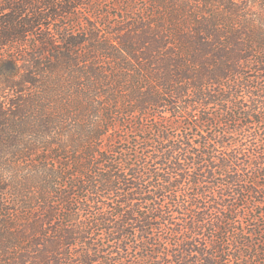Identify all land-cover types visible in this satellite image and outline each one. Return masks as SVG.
Masks as SVG:
<instances>
[{"label":"trees","instance_id":"obj_1","mask_svg":"<svg viewBox=\"0 0 264 264\" xmlns=\"http://www.w3.org/2000/svg\"><path fill=\"white\" fill-rule=\"evenodd\" d=\"M0 264H264V0H0Z\"/></svg>","mask_w":264,"mask_h":264}]
</instances>
